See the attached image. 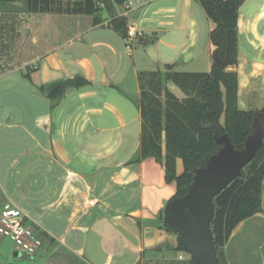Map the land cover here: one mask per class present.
<instances>
[{
    "label": "crops",
    "instance_id": "obj_1",
    "mask_svg": "<svg viewBox=\"0 0 264 264\" xmlns=\"http://www.w3.org/2000/svg\"><path fill=\"white\" fill-rule=\"evenodd\" d=\"M193 5L194 0H136L126 15L125 7L118 11L137 29L140 44L147 45L153 33L171 45L165 34L173 26L191 27L193 44ZM255 8L249 48L242 43L236 68L242 110L264 103V0ZM109 23L105 13L95 24L92 15L0 7V210L15 205L28 225L56 242L29 264L186 259L173 253L177 235L161 220L176 185L166 182L163 165L153 157L131 162L141 133L140 111L132 103L140 94L139 71L133 42L129 46ZM242 23L240 14L239 29ZM76 75L89 83L65 88L54 107L38 91ZM225 256L228 264H264V212L232 234Z\"/></svg>",
    "mask_w": 264,
    "mask_h": 264
},
{
    "label": "trees",
    "instance_id": "obj_2",
    "mask_svg": "<svg viewBox=\"0 0 264 264\" xmlns=\"http://www.w3.org/2000/svg\"><path fill=\"white\" fill-rule=\"evenodd\" d=\"M128 1L0 0V7L24 2L20 9L27 13L92 15L95 24L102 22L105 13L110 19L109 27L126 39L128 20L119 14L118 8L124 7ZM196 1L213 24L210 31L213 53L218 52L220 59L226 63L225 68L213 65L208 72H191L176 71L168 65L164 71H142L138 74L140 94L133 98L141 115V133L139 149L131 162L153 157L162 164L166 182L176 185V193L170 200L185 195L195 170L205 166L211 155L218 152L221 146L216 142V135L228 134L235 148L242 150L247 137L253 132L257 114L255 109L242 110L238 107L239 20L240 9L247 0ZM88 83L83 77L79 78V86ZM39 91L53 101L54 107L63 98L65 89H54L48 94L46 86L40 85ZM179 162L182 164L181 171L178 170ZM263 196L264 143L243 168L242 175L214 197L211 233L219 264H228L225 247L232 234L246 219L264 212ZM162 226L177 235L173 253L188 256L184 260L163 263L196 264L178 231L164 222ZM34 229L35 235L42 240V248L36 254L28 255L30 258L51 249L50 246L56 243L46 232L37 227Z\"/></svg>",
    "mask_w": 264,
    "mask_h": 264
},
{
    "label": "water",
    "instance_id": "obj_3",
    "mask_svg": "<svg viewBox=\"0 0 264 264\" xmlns=\"http://www.w3.org/2000/svg\"><path fill=\"white\" fill-rule=\"evenodd\" d=\"M214 66L223 69L226 63L214 53ZM79 76L52 82L46 88L48 94L54 89L76 87ZM253 132L247 137L244 148L238 150L228 134L216 135L220 149L195 170L188 191L176 197L164 207V224L175 228L188 246L190 256L196 264H219L211 233V220L215 213L214 197L230 182L243 173L264 143V103L256 108ZM20 252L16 251L15 256Z\"/></svg>",
    "mask_w": 264,
    "mask_h": 264
},
{
    "label": "rangeland",
    "instance_id": "obj_4",
    "mask_svg": "<svg viewBox=\"0 0 264 264\" xmlns=\"http://www.w3.org/2000/svg\"><path fill=\"white\" fill-rule=\"evenodd\" d=\"M132 1L133 3L136 2V0ZM258 2L259 0H247L240 9V14L243 20V23L241 24L239 29L240 49H242L243 47L242 43H247L249 40V32L251 31L253 25L252 20H254L253 15L254 12L259 9L255 8L256 3ZM16 5L19 8L23 7L24 2H19ZM192 13L195 15L198 23V33L196 36L197 38L195 39V43L193 44H191V39L194 37L195 33L191 27H187V30H184L173 26L170 31L165 34V40L169 41L171 45L166 44V42H164L163 40H157L153 33H148L150 34V42H148L147 45L140 44L138 42V39L136 38L133 40L132 48L135 51L133 60H135V65L139 73L142 71H164L166 70L167 65H172L173 69L176 71H210L214 63V53L212 51L213 45L210 40V31L213 24L207 18L200 3L196 0H194ZM175 21L177 25L179 23L178 17L176 18V20H173V22ZM140 29L141 27L139 26V30ZM244 47H247L248 49L249 43L245 44ZM247 49L244 48L243 52L249 53L246 51ZM127 57L131 61H133L130 56ZM132 66L133 65L130 64L131 68ZM129 73L132 74V69ZM129 77L130 75L128 74V80ZM130 82H133V80H131ZM132 103L137 106L133 100ZM135 125L138 128L137 122H135ZM131 140L128 139V142ZM135 144L136 149L134 152L136 153L140 145L139 136L135 138ZM16 251L20 252L13 243L0 236V264H29L34 262L35 257H27V255L23 252H20L19 256L16 257ZM182 257L187 258L188 256L184 254L182 255ZM173 258H175L174 255Z\"/></svg>",
    "mask_w": 264,
    "mask_h": 264
},
{
    "label": "built area",
    "instance_id": "obj_5",
    "mask_svg": "<svg viewBox=\"0 0 264 264\" xmlns=\"http://www.w3.org/2000/svg\"><path fill=\"white\" fill-rule=\"evenodd\" d=\"M133 4L129 0L124 7L127 10ZM138 32L134 26H129L128 37L126 38L127 44L133 42ZM94 204V201H90ZM0 236L13 243L20 252L28 255H34L42 248V240L35 235V229L28 225L27 216L15 205L5 203L0 210Z\"/></svg>",
    "mask_w": 264,
    "mask_h": 264
}]
</instances>
